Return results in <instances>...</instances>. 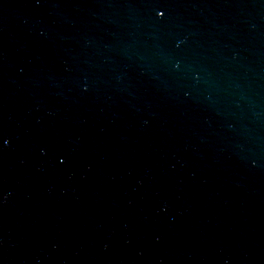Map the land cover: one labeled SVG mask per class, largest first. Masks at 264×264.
<instances>
[{
    "label": "water",
    "instance_id": "1",
    "mask_svg": "<svg viewBox=\"0 0 264 264\" xmlns=\"http://www.w3.org/2000/svg\"><path fill=\"white\" fill-rule=\"evenodd\" d=\"M0 264H264V0H0Z\"/></svg>",
    "mask_w": 264,
    "mask_h": 264
},
{
    "label": "snow or ice",
    "instance_id": "2",
    "mask_svg": "<svg viewBox=\"0 0 264 264\" xmlns=\"http://www.w3.org/2000/svg\"><path fill=\"white\" fill-rule=\"evenodd\" d=\"M160 15H161V16H163V15H164V13H163V12H161V13H160Z\"/></svg>",
    "mask_w": 264,
    "mask_h": 264
}]
</instances>
